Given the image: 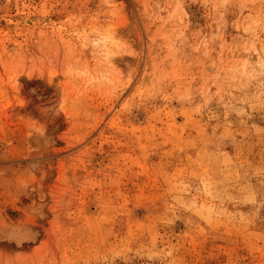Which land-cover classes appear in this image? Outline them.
Returning a JSON list of instances; mask_svg holds the SVG:
<instances>
[{
	"label": "rangeland",
	"instance_id": "374dc122",
	"mask_svg": "<svg viewBox=\"0 0 264 264\" xmlns=\"http://www.w3.org/2000/svg\"><path fill=\"white\" fill-rule=\"evenodd\" d=\"M0 264H264V0H0Z\"/></svg>",
	"mask_w": 264,
	"mask_h": 264
}]
</instances>
